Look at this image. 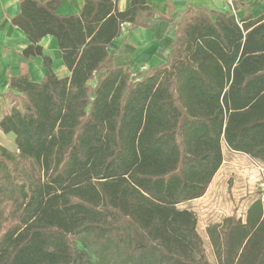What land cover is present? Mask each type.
Returning a JSON list of instances; mask_svg holds the SVG:
<instances>
[{
  "label": "trees",
  "instance_id": "1",
  "mask_svg": "<svg viewBox=\"0 0 264 264\" xmlns=\"http://www.w3.org/2000/svg\"><path fill=\"white\" fill-rule=\"evenodd\" d=\"M58 1L20 0L12 19L24 59L51 35L69 74L33 82L22 64L9 80L0 131L17 151L0 144V264H209L179 205L203 195L223 144L264 164V10L160 14L172 52L132 75L108 47L123 23L155 17L145 0H84L71 15ZM208 233L222 264H264L260 199Z\"/></svg>",
  "mask_w": 264,
  "mask_h": 264
},
{
  "label": "crops",
  "instance_id": "2",
  "mask_svg": "<svg viewBox=\"0 0 264 264\" xmlns=\"http://www.w3.org/2000/svg\"><path fill=\"white\" fill-rule=\"evenodd\" d=\"M131 0H116L119 11L126 10ZM155 11V17L148 18L145 26L132 27L129 22L121 25L120 34L112 39L108 47L113 54L116 67H124L132 75L168 60L175 37L174 21L160 19L158 15L175 16L187 7H200L221 13L234 14L237 21L248 17H257L264 10V0H145ZM84 0H59L56 13L71 15L81 11ZM172 11L169 12V9ZM20 12V0H0V117L9 108L7 97L9 80L21 72L25 64L29 79L33 82L42 80L51 70L57 77H65L68 69L61 59L57 40L46 35L41 38L42 56L24 59L23 49L30 44L26 34L12 23ZM48 57L50 59H44ZM8 105H7V101Z\"/></svg>",
  "mask_w": 264,
  "mask_h": 264
},
{
  "label": "rangeland",
  "instance_id": "3",
  "mask_svg": "<svg viewBox=\"0 0 264 264\" xmlns=\"http://www.w3.org/2000/svg\"><path fill=\"white\" fill-rule=\"evenodd\" d=\"M13 138L12 134L0 131V144L11 154L17 151ZM222 152V163L203 195L179 205L195 213L196 229L209 264H222L208 233L209 228L218 224L222 229L225 219L230 217L244 223L250 204L256 199L264 203V164L244 153L231 151L225 144Z\"/></svg>",
  "mask_w": 264,
  "mask_h": 264
}]
</instances>
